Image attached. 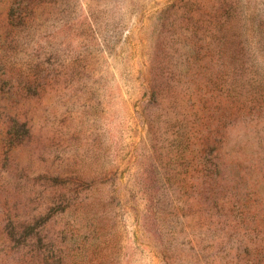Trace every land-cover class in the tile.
<instances>
[{"label":"rangeland","instance_id":"374dc122","mask_svg":"<svg viewBox=\"0 0 264 264\" xmlns=\"http://www.w3.org/2000/svg\"><path fill=\"white\" fill-rule=\"evenodd\" d=\"M0 264H264V0H0Z\"/></svg>","mask_w":264,"mask_h":264}]
</instances>
